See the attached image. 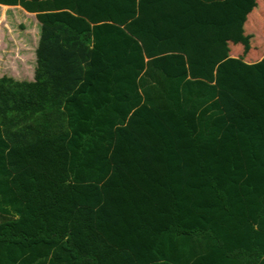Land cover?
<instances>
[{
    "label": "trees",
    "instance_id": "16d2710c",
    "mask_svg": "<svg viewBox=\"0 0 264 264\" xmlns=\"http://www.w3.org/2000/svg\"><path fill=\"white\" fill-rule=\"evenodd\" d=\"M256 1L0 0L40 23L0 78V264H264Z\"/></svg>",
    "mask_w": 264,
    "mask_h": 264
},
{
    "label": "crops",
    "instance_id": "0c3cea01",
    "mask_svg": "<svg viewBox=\"0 0 264 264\" xmlns=\"http://www.w3.org/2000/svg\"><path fill=\"white\" fill-rule=\"evenodd\" d=\"M204 2H211L213 0H202ZM33 21L32 26H22L23 30L17 36L13 21ZM253 26L259 29L262 33V43L257 50H251L250 53L243 55L239 49H230V57L240 58L247 63H255L264 57V0H257L252 12L247 16L244 27L253 30ZM263 26V29H261ZM33 31V32H32ZM40 37V23L37 21L35 14L28 13L19 6H5L0 5V58L2 55L8 59L13 58L12 65L21 64L24 67V72L28 76V82L34 80V70L36 67V49ZM3 51L5 54H3ZM233 51V52H232ZM248 54V55H247ZM243 57V58H241ZM25 68H30V71H25ZM13 69V67H12ZM12 72V70H11ZM17 73V71L13 70ZM21 77L19 74L8 75L14 80L13 76ZM22 79H20L21 81Z\"/></svg>",
    "mask_w": 264,
    "mask_h": 264
},
{
    "label": "rangeland",
    "instance_id": "374dc122",
    "mask_svg": "<svg viewBox=\"0 0 264 264\" xmlns=\"http://www.w3.org/2000/svg\"><path fill=\"white\" fill-rule=\"evenodd\" d=\"M12 23H13L15 29H16L15 31H16L17 36H18L20 31L23 30L22 28H24L22 26L30 27V26H32L33 21H31V19H29V20H25L23 22L17 21V23H15V21H13ZM252 29L253 30H251V31L257 36L258 41L262 42V40H263V37H262L263 30H261L259 32L256 26H253ZM261 29H263V26H262ZM255 35H254V37H255ZM250 51L251 50H249L247 53L249 54ZM3 54H5L4 51H3ZM12 61H13V58L8 59L7 57H4V55H2V57L0 58V78L4 77V76L7 77L8 75H12V74H19V75H21V77H17V78H16L15 75H13L16 78V81H20V79H22L21 81H27L28 80V77H27L28 75L26 73H23L25 66H22L21 64H16V65L13 64L12 65ZM12 67H13V69H12ZM11 70H12V72H11ZM13 70L17 71V73L13 72ZM25 71L31 72L30 68H25Z\"/></svg>",
    "mask_w": 264,
    "mask_h": 264
}]
</instances>
